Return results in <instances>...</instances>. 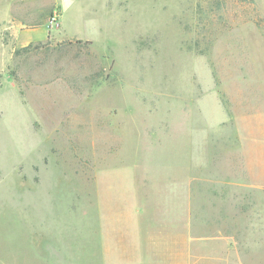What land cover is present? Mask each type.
Listing matches in <instances>:
<instances>
[{
    "label": "rangeland",
    "instance_id": "1",
    "mask_svg": "<svg viewBox=\"0 0 264 264\" xmlns=\"http://www.w3.org/2000/svg\"><path fill=\"white\" fill-rule=\"evenodd\" d=\"M0 264H264V0H0Z\"/></svg>",
    "mask_w": 264,
    "mask_h": 264
}]
</instances>
